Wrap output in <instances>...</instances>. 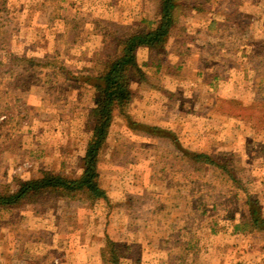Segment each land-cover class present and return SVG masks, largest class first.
<instances>
[{"label":"rangeland","instance_id":"rangeland-1","mask_svg":"<svg viewBox=\"0 0 264 264\" xmlns=\"http://www.w3.org/2000/svg\"><path fill=\"white\" fill-rule=\"evenodd\" d=\"M184 5L165 51L137 54L134 127L117 116L100 152L109 203L49 193L0 214V264H102L108 240L118 264H264V231L234 234L249 198L264 214V0ZM159 15L157 0H0V194L80 175L95 98L80 78ZM187 153L230 155L241 185Z\"/></svg>","mask_w":264,"mask_h":264},{"label":"trees","instance_id":"trees-1","mask_svg":"<svg viewBox=\"0 0 264 264\" xmlns=\"http://www.w3.org/2000/svg\"><path fill=\"white\" fill-rule=\"evenodd\" d=\"M157 1L160 15L156 27L116 39L113 51L106 59L102 71L80 78L95 91L94 109L90 113L88 125L90 138L85 156L81 160L80 175L73 179L46 178L41 182H26L13 194H0V214L9 213L30 199L40 198L49 193L61 194L67 199L84 196L91 198L93 202L109 203L108 194L100 185V152L108 140L117 116L125 117L129 125L134 127L128 113L135 99L131 85L134 81H146L145 74L138 64L137 54L143 48L156 52L165 51L171 31L178 24L179 14L188 9L184 5V0ZM142 127L153 134L161 132L158 128ZM173 141L176 143V140ZM185 156L197 165L212 167L218 173L230 177L235 185H241V181L235 176L230 155L223 154L217 160L205 154L187 153ZM246 206L248 218L235 226L234 234L264 231V214L260 202L249 198ZM106 248L102 251V264H118L114 254V243L108 240Z\"/></svg>","mask_w":264,"mask_h":264}]
</instances>
